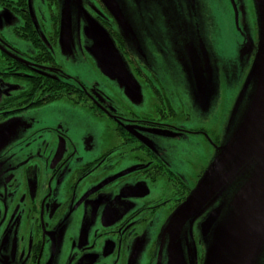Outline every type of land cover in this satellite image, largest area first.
<instances>
[{
  "label": "flooded vegetation",
  "instance_id": "flooded-vegetation-1",
  "mask_svg": "<svg viewBox=\"0 0 264 264\" xmlns=\"http://www.w3.org/2000/svg\"><path fill=\"white\" fill-rule=\"evenodd\" d=\"M29 1L0 0L22 17L16 27L19 36L35 45L22 53L25 58L4 49L0 118L28 111L37 117L30 134L4 155L9 181L3 192L14 206L5 218L0 211V232L11 238L12 245L18 243L20 264H41L45 246L54 243L62 228L58 222H67L60 218L66 220L76 211L81 216L72 214L69 243L81 264L94 262L97 255L105 264H188L191 246L171 247L170 237L161 235V229L207 168L204 161L216 152L219 134L205 126H189L192 116L184 109L177 116L167 86L136 61L133 74L147 88L151 103L146 112L121 97L113 104L93 85L69 81L51 46L37 33ZM93 1L96 13L106 20L119 12L116 0V12L104 0ZM125 1L131 7L134 0ZM153 15L141 30L159 51V61L176 63L177 32L167 17ZM198 78L204 80L202 75ZM107 94L113 97L110 91ZM86 120L95 127L106 126L99 131L83 125ZM88 142L94 146L84 151ZM47 213L55 221L46 222ZM28 233L33 235L29 247ZM195 264H203L202 253Z\"/></svg>",
  "mask_w": 264,
  "mask_h": 264
},
{
  "label": "rangeland",
  "instance_id": "rangeland-1",
  "mask_svg": "<svg viewBox=\"0 0 264 264\" xmlns=\"http://www.w3.org/2000/svg\"><path fill=\"white\" fill-rule=\"evenodd\" d=\"M134 1L128 7L129 2L116 0L118 17L107 20L103 14L96 13L98 5L93 0H30L29 3L37 33L49 43L69 81L93 85L110 97L113 104L121 97L137 106L139 112H146L151 103L147 88L133 74L132 63L136 61L153 70L167 86L176 103L177 116L184 109L192 116L189 126H205L219 134L216 152L208 162L205 159L207 168L191 194L200 193L199 188L210 176V167L216 160L227 149L237 148L233 144L241 131L252 128L247 140H242V151L234 155L235 165L221 161L220 170L214 174L212 185L199 203L181 222L180 217L175 220L178 211L174 210L168 218L171 221H165L161 235L170 237L171 247L182 243L191 246L188 264H195L199 253L203 255V264H264V221L252 217L258 211L254 203L264 200V0ZM153 13L167 17L177 32L173 38L176 63L159 61V51L153 50L141 30L143 25L150 24L149 16L155 18ZM54 16H58L56 24ZM22 22L17 12L0 4V66L4 64V49L25 58L22 53L35 48L16 32ZM169 33L172 39L173 34ZM196 63L204 80L198 78ZM28 113L0 118L3 218L14 206L3 192L9 181L5 174L8 157L5 159L4 155L30 134L37 117ZM178 121L183 123L184 116ZM82 124L99 131L106 126L95 127L90 120ZM168 138L185 140L183 136ZM87 145L82 146L84 151L94 146L92 142ZM202 146L205 149V142ZM72 214L81 216L76 211ZM72 214L68 213L66 220L60 218L67 222L64 225L58 222L62 228L54 243L45 246L41 264H81L82 259L76 258L77 253L69 243V229L73 233L69 222ZM239 216L251 217L248 221H238ZM45 221L55 219L47 213ZM32 240V233H28L27 247ZM17 247L18 243L12 245L11 238L0 232V264H20ZM103 261L97 255L90 264H105Z\"/></svg>",
  "mask_w": 264,
  "mask_h": 264
},
{
  "label": "water",
  "instance_id": "water-1",
  "mask_svg": "<svg viewBox=\"0 0 264 264\" xmlns=\"http://www.w3.org/2000/svg\"><path fill=\"white\" fill-rule=\"evenodd\" d=\"M105 3L109 6V8H111L112 10H114V12H116V7L113 3V0H104ZM119 14V12L117 11V15ZM114 15L116 17H118L115 13ZM196 67V71H197V75L198 77L201 75V71L198 69V65H195ZM252 131V128H245L243 129L241 132V134H239L236 139L234 140V146H237L236 149L234 148H231L230 149H227V151H225L226 153L220 158V159H217L216 162L210 167V176H208V178L206 179L205 183L203 185L200 186L199 188V194H195L193 195V193L189 195V197L187 198V200L179 207L177 208L176 211H178V214L177 216L175 217V220L177 221V219L179 218L180 221H183L187 216L188 214L190 213V211L193 209V207L195 205H197L199 203V200H201L204 196V194L206 193L207 191V188L209 186L212 185V178L214 176V174L220 170V163L221 161H229L230 164L232 166L235 165V159H234V155L236 152H238V154L242 151V140L246 141L247 137L250 135V132ZM250 139V138H249ZM235 151V152H234ZM229 170V167L228 168H224L223 169V172H226ZM255 204V207L256 209L258 210L255 214L252 215V217H254L255 219H259V221H264V200H261L257 203H254ZM244 216V215H241V217ZM239 216V220L238 221H248V217H251V216H247V217H244V218H241Z\"/></svg>",
  "mask_w": 264,
  "mask_h": 264
},
{
  "label": "bare ground",
  "instance_id": "bare-ground-1",
  "mask_svg": "<svg viewBox=\"0 0 264 264\" xmlns=\"http://www.w3.org/2000/svg\"><path fill=\"white\" fill-rule=\"evenodd\" d=\"M208 57V56H207Z\"/></svg>",
  "mask_w": 264,
  "mask_h": 264
}]
</instances>
